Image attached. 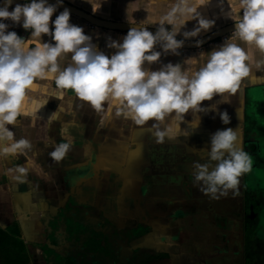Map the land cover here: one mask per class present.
I'll return each mask as SVG.
<instances>
[{"label": "crops", "instance_id": "1", "mask_svg": "<svg viewBox=\"0 0 264 264\" xmlns=\"http://www.w3.org/2000/svg\"><path fill=\"white\" fill-rule=\"evenodd\" d=\"M63 2L101 20L156 30L164 14L178 0ZM223 9L228 10L226 0ZM59 11L62 10L57 8L50 17V30L51 20ZM197 11L215 23L198 37L184 42L195 41L234 24L222 14L217 0H210ZM186 19L190 17L177 13L174 22L164 27L178 32L176 38L183 39L180 33L191 30L196 24L195 19ZM70 22L81 26L97 49L105 54L115 51L107 47L109 38L119 42L127 33L95 27L71 14ZM9 30L26 39L30 33L18 24L10 26ZM233 32L199 48H180L178 55L160 57L161 63L183 65L187 59L201 52L206 54L228 39L243 48L248 57L250 75L241 81L230 103L217 105L218 111L226 110L229 114V124L221 123L218 111H209L198 114L200 122L193 130L188 128L193 117L185 114V122L180 127L190 131L187 138L178 135L157 144L147 126L137 128L130 120L116 116L114 108L105 107L97 112L70 89L58 95L53 81H38L40 85H49L47 92L37 90L30 95L46 102L40 107L26 104L17 122L9 126L14 139L28 140L31 148L15 155H0V229H18L21 245L27 241L42 254L48 232L61 229L73 236L81 223L94 221L112 230H133L136 236L129 248L136 257L145 258L146 264H247L244 191L240 189L233 196L229 190L225 197L210 199L199 191L192 177V162L200 159L197 152L209 149L210 136L217 129H239L236 146L246 150V104L252 98L249 93L264 88V52L246 45ZM41 40L50 41V37L42 36ZM155 50H160L158 45ZM257 61L261 62L259 68ZM68 62L58 60L61 67ZM150 67L156 69L159 64ZM218 99L214 96L201 105L209 106ZM54 112L57 116L50 120ZM65 138L71 141L68 153L59 162L51 160L48 153L52 144ZM134 152L135 156L130 155ZM17 166L27 169L23 180L14 179L18 175ZM30 237L41 241L33 243Z\"/></svg>", "mask_w": 264, "mask_h": 264}, {"label": "clouds", "instance_id": "2", "mask_svg": "<svg viewBox=\"0 0 264 264\" xmlns=\"http://www.w3.org/2000/svg\"><path fill=\"white\" fill-rule=\"evenodd\" d=\"M62 2L0 0V155H15L31 148L28 140L14 139L9 126L17 122L26 104L40 107L46 102L30 95L37 90L47 92L49 85L38 81H53L58 95L70 89L97 112L114 108L116 116L130 120L137 128L147 126L155 143L160 144L178 135L187 138L190 131L180 127L185 114L192 115L188 128L194 130L200 122L199 113H216L218 104L230 103L241 81L250 75L244 49L230 39L206 54L187 59L183 65L160 62L162 54L178 55L184 40L198 37L214 25V20L203 18L197 11L210 0H178L155 32L132 27L119 42L109 38L107 47L115 50L110 54L99 51L92 37L70 22L68 8L55 15L50 30V17ZM217 3L222 14L234 21L233 34L264 52V0H226L227 12L223 9L225 0ZM177 13L190 17L185 21L196 20L191 30L180 33L183 39L164 27L174 22ZM17 24L30 30L27 39L9 30ZM42 36L50 37V41H42ZM195 43L199 47L201 41ZM157 45L159 51L155 50ZM65 59L69 62L61 67L58 60ZM153 64L159 67L152 69ZM260 64L257 61L256 66ZM214 96L219 97L215 103L201 105ZM218 115L222 124H229L226 110H219ZM56 116L52 113L50 120ZM63 132L66 134L67 129ZM238 140L239 129H217L210 136L209 149L197 152L200 159L192 162L193 183L210 199L225 197L229 190L237 195L240 177L252 168V158L236 146ZM70 147V138L54 142L48 156L59 162ZM15 171L18 175L14 179L25 178L24 166H17Z\"/></svg>", "mask_w": 264, "mask_h": 264}, {"label": "rangeland", "instance_id": "3", "mask_svg": "<svg viewBox=\"0 0 264 264\" xmlns=\"http://www.w3.org/2000/svg\"><path fill=\"white\" fill-rule=\"evenodd\" d=\"M262 90L264 91V88L256 89L254 91L251 90L249 96H260ZM250 111L251 110L249 109L248 112ZM257 115V123L254 126V129L251 128V130H248L245 128V151L252 158V168L248 173L244 174L240 184L237 186V191L240 189L243 190L245 197L243 208L245 213L243 215V219L247 240V264H264V259L261 261L258 258L259 255H256L258 252L260 253L261 250L264 253V247H262L264 246V109L263 111H259ZM256 191L258 194L255 193ZM253 204L257 206V209H255ZM250 228L252 231H249ZM49 229H51L50 226ZM5 230L15 232V236L7 239V241H9L5 244L0 238V264H38L40 262L41 264H46V261L43 259L44 256L40 253V251L36 250L33 245L32 247L29 243H27L25 238L24 240L26 243L23 244L25 247L21 245L23 242L18 244V241L20 240L18 229L12 227ZM64 235L66 237V233H64ZM29 239H31L33 243L37 242V244L41 241H36L33 237H30ZM44 239L45 240H43V242H46L49 245L50 239L48 237H45ZM66 242L67 241L64 239V243ZM69 242L64 245L66 246L65 248L56 246L59 253L53 256L51 261L52 264H59L61 261L65 260L69 264H82L80 262V258L77 259L76 257V254H79L81 249L76 250L71 243L68 244ZM51 248H53V246ZM61 248L66 250L64 251ZM251 248H253L252 250L255 254H248V251ZM87 258L90 259L91 264H107L104 257L100 255L97 256L93 254V256H88ZM38 260H40V262H38ZM138 264H146V262H139Z\"/></svg>", "mask_w": 264, "mask_h": 264}, {"label": "flooded vegetation", "instance_id": "4", "mask_svg": "<svg viewBox=\"0 0 264 264\" xmlns=\"http://www.w3.org/2000/svg\"><path fill=\"white\" fill-rule=\"evenodd\" d=\"M81 224L77 231L72 234L73 236L67 234L65 237V232L61 229H55L51 233H47L50 244L43 243L46 249L42 253L46 264H52L53 256L59 253L56 246L65 248L66 246L64 245L69 241L68 244L71 243L76 250L81 249V252L76 254V257L77 259L80 258L82 264H91L90 259L87 257L93 256V254L104 257L107 264H138L139 262L147 261L142 256L136 257L135 254L131 253L132 250L129 248V243L136 236L133 230H112L94 221L92 223ZM64 239L67 241L66 243H64ZM52 246L55 249L51 248ZM48 251L50 254H48ZM59 264L69 263L65 260Z\"/></svg>", "mask_w": 264, "mask_h": 264}, {"label": "water", "instance_id": "5", "mask_svg": "<svg viewBox=\"0 0 264 264\" xmlns=\"http://www.w3.org/2000/svg\"><path fill=\"white\" fill-rule=\"evenodd\" d=\"M24 2V0H13V3H20ZM49 3L55 4L56 0H48ZM59 9L63 10L64 8H68L70 11L71 15H74L80 19L85 20L86 22L90 23L91 25L98 27V28H103L107 30H115V31H128L129 28L132 27H144L140 25H134V24H129V23H118V22H111V21H105L101 20L99 18H96L80 9H77L75 7H72L71 5L62 2V4L58 7ZM147 30L150 32H155V29H151L148 27H145ZM234 31V24L225 26L223 28H220L212 33H209L208 35H205L201 37L199 40L201 41L199 47L209 43L210 41L217 39L221 35H225L227 33L233 32ZM196 41V40H195ZM195 41H189V42H184L183 46L181 47L182 49H196L199 48L196 46Z\"/></svg>", "mask_w": 264, "mask_h": 264}, {"label": "trees", "instance_id": "6", "mask_svg": "<svg viewBox=\"0 0 264 264\" xmlns=\"http://www.w3.org/2000/svg\"><path fill=\"white\" fill-rule=\"evenodd\" d=\"M249 109L251 110L250 112H248ZM263 109H264V91H261L260 96H257V97L252 96V98L247 101V104H246V114H245V123H246V128L248 130H251V128L254 129V126L257 123V117H258L257 114H258L259 111H263ZM255 193L258 194L257 191ZM253 205L255 206V204H253ZM255 209H257V206H255ZM249 231H252V229L250 228ZM14 236H15V232H12L11 230H1L0 229V238L2 239V241H3L4 244L5 243H8L9 240L7 241V239L12 238ZM18 244H21L20 241H18ZM262 247H264V246H262ZM252 249L253 248H251L248 251V254L249 253L250 254L251 253H254V251ZM48 254H50V253L48 252ZM256 255L257 256L259 255L258 258L261 261H263V259H264V257H263L264 253H263L262 250L260 251V253L258 252Z\"/></svg>", "mask_w": 264, "mask_h": 264}, {"label": "snow or ice", "instance_id": "7", "mask_svg": "<svg viewBox=\"0 0 264 264\" xmlns=\"http://www.w3.org/2000/svg\"><path fill=\"white\" fill-rule=\"evenodd\" d=\"M136 154H137V153L134 152V153H131L130 155L135 156Z\"/></svg>", "mask_w": 264, "mask_h": 264}]
</instances>
